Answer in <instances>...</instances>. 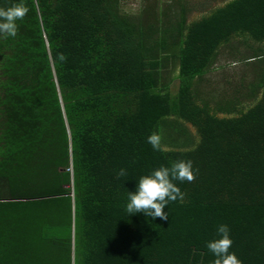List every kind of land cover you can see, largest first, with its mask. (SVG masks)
I'll return each instance as SVG.
<instances>
[{"label": "trees", "instance_id": "1", "mask_svg": "<svg viewBox=\"0 0 264 264\" xmlns=\"http://www.w3.org/2000/svg\"><path fill=\"white\" fill-rule=\"evenodd\" d=\"M118 1L0 0L29 9L0 38V264H211L220 224L241 264H264V48L248 94L194 89L232 37L264 47V0L189 21L181 2L131 19ZM177 160L195 179L174 181L168 219L127 214L138 178Z\"/></svg>", "mask_w": 264, "mask_h": 264}, {"label": "clouds", "instance_id": "2", "mask_svg": "<svg viewBox=\"0 0 264 264\" xmlns=\"http://www.w3.org/2000/svg\"><path fill=\"white\" fill-rule=\"evenodd\" d=\"M29 9L22 3H13L8 7H0V38L15 37L18 32V20H23ZM60 61H65L63 53L58 54ZM147 142L154 151H163L162 137L158 132L147 136ZM117 178L127 175L126 169L117 172ZM195 173L191 160H177L171 166L161 165L150 173L142 175L137 180L136 190L128 191L125 210L127 214L143 213L153 219L167 220L168 214L164 208L169 202H183L184 193L174 181L192 182ZM226 224L217 226V237L209 240L206 247L214 259L211 264H241L234 252H231L232 240Z\"/></svg>", "mask_w": 264, "mask_h": 264}, {"label": "rangeland", "instance_id": "3", "mask_svg": "<svg viewBox=\"0 0 264 264\" xmlns=\"http://www.w3.org/2000/svg\"><path fill=\"white\" fill-rule=\"evenodd\" d=\"M225 0H119L118 9L121 13L128 15L131 19H135L137 14H141V18L146 16L150 11L154 14L168 9L167 15L175 17L178 14V3L184 4L187 9L184 13L186 21L200 17L207 13L215 6L222 4ZM160 8V9H159ZM159 10V11H158ZM162 15V13L159 15ZM165 18V17H164ZM163 19V18H161ZM264 48L261 42L250 40L246 37H232L228 42L222 44L213 60L210 68L197 78L194 89L198 95L212 103L218 98H228L236 88L242 93L249 92V88L257 79L258 66H262L259 60H252L250 56L252 49ZM252 60V61H248ZM173 67V72H174ZM172 72V73H173ZM177 81H173L170 86V94L174 95L177 90ZM215 96L217 98H215ZM224 96L223 98H220ZM228 96V97H227ZM250 103V100H249ZM188 125V124H187ZM189 131L192 133L194 129L188 125ZM165 131V134H168ZM171 137V134L169 135ZM177 138V136L175 137ZM168 139V138H167ZM184 138L182 139V141Z\"/></svg>", "mask_w": 264, "mask_h": 264}]
</instances>
